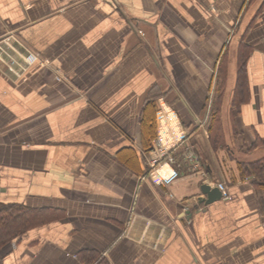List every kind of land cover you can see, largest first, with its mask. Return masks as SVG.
Masks as SVG:
<instances>
[{
	"label": "crops",
	"instance_id": "1",
	"mask_svg": "<svg viewBox=\"0 0 264 264\" xmlns=\"http://www.w3.org/2000/svg\"><path fill=\"white\" fill-rule=\"evenodd\" d=\"M238 152L264 156V0H0V203L40 216L0 264H264Z\"/></svg>",
	"mask_w": 264,
	"mask_h": 264
},
{
	"label": "trees",
	"instance_id": "2",
	"mask_svg": "<svg viewBox=\"0 0 264 264\" xmlns=\"http://www.w3.org/2000/svg\"><path fill=\"white\" fill-rule=\"evenodd\" d=\"M221 84L222 82H220L218 76L217 89L215 91V98L217 101L221 97V92L219 91ZM245 85V54L242 53L240 54L237 68V94L243 92ZM211 118L212 124L209 127L210 137L212 139L211 142L214 147H217L222 144V130L217 115V109H213ZM237 167L242 176L252 175L255 181L264 185V156L248 162L238 161ZM37 213L38 211L20 204L0 203V248L16 240L26 230L37 224L39 222L38 219H40Z\"/></svg>",
	"mask_w": 264,
	"mask_h": 264
},
{
	"label": "built area",
	"instance_id": "3",
	"mask_svg": "<svg viewBox=\"0 0 264 264\" xmlns=\"http://www.w3.org/2000/svg\"><path fill=\"white\" fill-rule=\"evenodd\" d=\"M27 60L30 62H34L38 59V56L34 54L33 52L28 51V54L26 56ZM166 153L162 151V148L158 145L155 150L153 151V160H152V173L156 176V178L163 183H170L172 182L176 177H178L179 172L177 169L172 167L173 159L171 157H168L166 159ZM190 157V156H188ZM167 165L169 167V172L166 173L167 175H164L161 173V168ZM219 187L222 190V194L224 198L228 197L227 191L225 188L220 184Z\"/></svg>",
	"mask_w": 264,
	"mask_h": 264
},
{
	"label": "water",
	"instance_id": "4",
	"mask_svg": "<svg viewBox=\"0 0 264 264\" xmlns=\"http://www.w3.org/2000/svg\"><path fill=\"white\" fill-rule=\"evenodd\" d=\"M200 192L203 198H200L199 201L204 204H209L222 198V191L218 186L212 187L209 184L203 183L200 186Z\"/></svg>",
	"mask_w": 264,
	"mask_h": 264
},
{
	"label": "rangeland",
	"instance_id": "5",
	"mask_svg": "<svg viewBox=\"0 0 264 264\" xmlns=\"http://www.w3.org/2000/svg\"><path fill=\"white\" fill-rule=\"evenodd\" d=\"M215 97V93H214V96H213V98ZM213 101H214V99H213ZM210 106H211V104H210ZM211 110V109H210ZM225 120V119H224ZM232 133H233V130H232V126L230 125V123L229 122H227L226 120H225V134H226V140H227V143H231V138L233 137V135H232ZM235 155H237L238 156V159L241 161V160H243V159H246V153L245 152H242V153H236ZM254 155H258V151L256 150L255 152H254V154H253V156ZM218 185H220V184H218Z\"/></svg>",
	"mask_w": 264,
	"mask_h": 264
},
{
	"label": "bare ground",
	"instance_id": "6",
	"mask_svg": "<svg viewBox=\"0 0 264 264\" xmlns=\"http://www.w3.org/2000/svg\"><path fill=\"white\" fill-rule=\"evenodd\" d=\"M169 170H170L169 167L165 165L164 167L161 168V173L167 175L166 173H168Z\"/></svg>",
	"mask_w": 264,
	"mask_h": 264
}]
</instances>
